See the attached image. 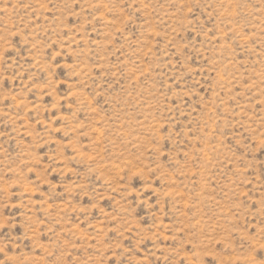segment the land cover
Wrapping results in <instances>:
<instances>
[{"label": "rangeland", "instance_id": "374dc122", "mask_svg": "<svg viewBox=\"0 0 264 264\" xmlns=\"http://www.w3.org/2000/svg\"><path fill=\"white\" fill-rule=\"evenodd\" d=\"M0 264H264V0H0Z\"/></svg>", "mask_w": 264, "mask_h": 264}, {"label": "bare ground", "instance_id": "6f19581e", "mask_svg": "<svg viewBox=\"0 0 264 264\" xmlns=\"http://www.w3.org/2000/svg\"><path fill=\"white\" fill-rule=\"evenodd\" d=\"M228 63V62H227ZM223 79V78H222Z\"/></svg>", "mask_w": 264, "mask_h": 264}]
</instances>
